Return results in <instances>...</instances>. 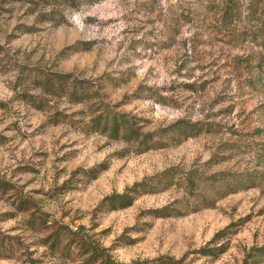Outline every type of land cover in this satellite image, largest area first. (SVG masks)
Instances as JSON below:
<instances>
[{
    "label": "rangeland",
    "instance_id": "obj_1",
    "mask_svg": "<svg viewBox=\"0 0 264 264\" xmlns=\"http://www.w3.org/2000/svg\"><path fill=\"white\" fill-rule=\"evenodd\" d=\"M174 2L0 0V264H83L88 244L121 264H264V115L232 71L258 48L196 46L170 30ZM100 107L141 133L213 126L135 154L93 127ZM216 173L243 188L212 201Z\"/></svg>",
    "mask_w": 264,
    "mask_h": 264
},
{
    "label": "trees",
    "instance_id": "obj_2",
    "mask_svg": "<svg viewBox=\"0 0 264 264\" xmlns=\"http://www.w3.org/2000/svg\"><path fill=\"white\" fill-rule=\"evenodd\" d=\"M187 8H182V0H175L171 23L174 27L170 30L178 33L182 26L195 28L199 39L196 37L187 39L189 42L195 40L196 46L211 45L214 41L224 39L226 44L232 48H241L244 44L251 43L258 48V51L247 52L235 59H232L234 67L233 74L237 81L250 97L259 100V103L251 111L252 114L264 115V0H186ZM204 38L203 40H201ZM218 39V40H217ZM102 107V106H101ZM99 108V113L95 117L93 127L100 134L107 135L110 138L121 140L132 148L135 154L145 152L150 149H158L167 143L164 140L173 142L181 137L188 138L199 134L202 130L210 132L213 124L209 122L182 123L180 127H175L173 132L166 134L162 130L155 132L141 133L134 127V124L125 114H119L108 111L105 108ZM181 123V122H178ZM256 133L264 132V128L256 129ZM258 155L256 158L264 163V141L257 145ZM220 173L210 176L214 182L222 180ZM165 180H172L169 170L160 174ZM161 181L162 186L167 187L169 183ZM188 186H194V177H186ZM160 182V181H159ZM164 182V184H163ZM152 183H139L133 185L127 192L122 194H112L103 199V204L107 210L113 211L123 209L131 205L133 193L139 189H147ZM155 184H158L155 183ZM160 184V183H159ZM253 185H249L251 188ZM152 188V187H150ZM243 188L241 183L232 179L222 180L221 184L211 187V200L217 199L234 193ZM149 190V189H147ZM211 201V202H212ZM155 216L167 217L175 215L171 208L164 207L154 211ZM84 254L87 255L83 264H121L112 261L105 249L86 245ZM264 252V248L261 249ZM129 264H181L180 260H173L168 257H159L151 261H137Z\"/></svg>",
    "mask_w": 264,
    "mask_h": 264
}]
</instances>
